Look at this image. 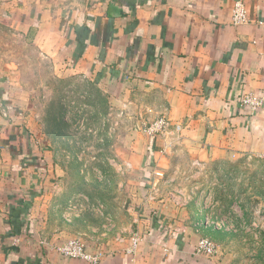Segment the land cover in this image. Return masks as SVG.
<instances>
[{
    "label": "crops",
    "instance_id": "obj_1",
    "mask_svg": "<svg viewBox=\"0 0 264 264\" xmlns=\"http://www.w3.org/2000/svg\"><path fill=\"white\" fill-rule=\"evenodd\" d=\"M235 1L4 4L5 13L35 36L62 76L100 88L127 114H165L182 131L176 148L154 137L137 139L134 152L118 168L140 182L124 206L131 217H122L126 226L120 230L129 229L142 241L127 254L130 243L122 234L117 235L122 241H94L97 220L86 203L90 192L64 179L57 190H49L48 152L42 148L46 156L41 153L24 127L2 122L0 264H90L57 250L78 235L91 253L100 255L99 264H224L195 253L200 239L193 221L196 205L160 197L154 173L175 167L179 152L197 174L212 165L264 155V106L252 114L239 105L243 92L264 99V0H242L250 23L240 26L232 23ZM0 97L8 102L5 93ZM73 198L83 208L70 207Z\"/></svg>",
    "mask_w": 264,
    "mask_h": 264
},
{
    "label": "rangeland",
    "instance_id": "obj_2",
    "mask_svg": "<svg viewBox=\"0 0 264 264\" xmlns=\"http://www.w3.org/2000/svg\"><path fill=\"white\" fill-rule=\"evenodd\" d=\"M9 1L0 0V93L8 101L0 97V134L2 122H14L24 127L40 151L45 148L51 170L49 190L64 179L90 192L91 202L86 203L95 212L97 244L122 241L119 234L130 243L136 234L121 231L126 226L121 220L131 217L124 206L140 182L118 168L134 152L137 139L151 137L147 128L166 115L127 114L120 101L100 88L62 76V69L43 53L35 36L26 34L5 13L3 6ZM181 131L153 137L163 140L166 148H176ZM184 154H177L178 163L168 172L154 173L158 195L196 205L194 227L200 239L217 245L214 257L219 261L264 264V155L212 165L207 173L197 174ZM74 201L83 208L78 199ZM75 237L84 241L82 235Z\"/></svg>",
    "mask_w": 264,
    "mask_h": 264
},
{
    "label": "built area",
    "instance_id": "obj_3",
    "mask_svg": "<svg viewBox=\"0 0 264 264\" xmlns=\"http://www.w3.org/2000/svg\"><path fill=\"white\" fill-rule=\"evenodd\" d=\"M232 23L235 26L250 23L249 11L247 10L242 0H237L233 3ZM239 105L243 109L249 110L250 113L256 114L264 106V99L256 95L255 93L243 92L239 97ZM172 130L181 131L182 125L172 123L166 116L158 119L147 128V132L151 137L158 134L166 135L169 131ZM69 206L76 207V201H70ZM141 241L142 237L139 234H136L134 237H132L129 246L125 250L127 254H131L136 251ZM57 250L64 257L83 259L89 261L90 264L100 263V255L91 253L87 249L86 243L79 237L67 239L57 247ZM217 252V245L208 238L200 239L195 249L196 254L206 256H214L215 254H217Z\"/></svg>",
    "mask_w": 264,
    "mask_h": 264
}]
</instances>
